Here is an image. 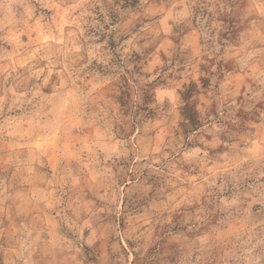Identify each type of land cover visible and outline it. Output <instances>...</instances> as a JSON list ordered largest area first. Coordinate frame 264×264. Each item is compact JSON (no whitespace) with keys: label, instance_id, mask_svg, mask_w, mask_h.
<instances>
[{"label":"clouds","instance_id":"obj_1","mask_svg":"<svg viewBox=\"0 0 264 264\" xmlns=\"http://www.w3.org/2000/svg\"><path fill=\"white\" fill-rule=\"evenodd\" d=\"M0 264H264V0H0Z\"/></svg>","mask_w":264,"mask_h":264}]
</instances>
